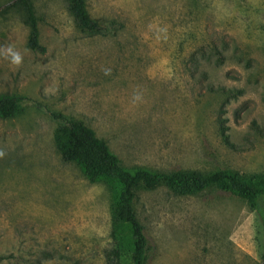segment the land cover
Here are the masks:
<instances>
[{"label":"rangeland","instance_id":"374dc122","mask_svg":"<svg viewBox=\"0 0 264 264\" xmlns=\"http://www.w3.org/2000/svg\"><path fill=\"white\" fill-rule=\"evenodd\" d=\"M33 1L45 52L28 47L21 12L0 14V94L25 107L0 118V264H108L116 246L118 184L62 159L57 123L38 103L83 120L128 167L264 172V0H86L117 27L108 35L81 31L66 0ZM135 206L147 264L263 261L261 217L239 197L161 186L140 189Z\"/></svg>","mask_w":264,"mask_h":264},{"label":"trees","instance_id":"16d2710c","mask_svg":"<svg viewBox=\"0 0 264 264\" xmlns=\"http://www.w3.org/2000/svg\"><path fill=\"white\" fill-rule=\"evenodd\" d=\"M66 2L81 31L89 35H108L117 30L113 24L103 26L94 19L88 10L86 0ZM0 8V14L8 12L11 8L21 12L25 24L29 27L28 47L38 52L46 51V47L40 42V18L33 0H0ZM222 89L235 98L243 93L242 89ZM23 100L24 97L18 94H0V118H14L24 113ZM37 105L57 123L54 142L65 162H76L90 181L105 178L118 184V191L112 204V237L116 246L105 253L108 264H124L123 257L127 253L132 264H147L151 244L135 206L140 189L152 190L165 186L176 195H198L215 187L245 200L252 210L259 213L264 237V172L243 173L232 168L204 172L192 168L157 170L144 166L128 167L112 151L108 142L99 137L83 120L45 104ZM225 122L226 119L220 116L223 140L229 147L236 148L227 132L230 127ZM252 125L255 126L256 121ZM5 258L4 255H0V263ZM262 260L261 264H264V252Z\"/></svg>","mask_w":264,"mask_h":264},{"label":"clouds","instance_id":"9594fccd","mask_svg":"<svg viewBox=\"0 0 264 264\" xmlns=\"http://www.w3.org/2000/svg\"><path fill=\"white\" fill-rule=\"evenodd\" d=\"M7 53L11 56V63L13 65L19 66L22 63V57L18 52H15L11 48H8ZM0 155H3V153H0Z\"/></svg>","mask_w":264,"mask_h":264},{"label":"water","instance_id":"95a60500","mask_svg":"<svg viewBox=\"0 0 264 264\" xmlns=\"http://www.w3.org/2000/svg\"><path fill=\"white\" fill-rule=\"evenodd\" d=\"M0 10H1V8H0Z\"/></svg>","mask_w":264,"mask_h":264}]
</instances>
